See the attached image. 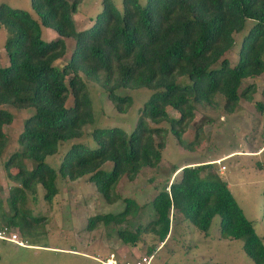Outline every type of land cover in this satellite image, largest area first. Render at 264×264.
Here are the masks:
<instances>
[{
	"label": "trees",
	"instance_id": "obj_1",
	"mask_svg": "<svg viewBox=\"0 0 264 264\" xmlns=\"http://www.w3.org/2000/svg\"><path fill=\"white\" fill-rule=\"evenodd\" d=\"M79 2L29 0L38 21L21 8L0 3V25L8 33L3 42L7 64L0 66V106L33 110L17 135L20 150L3 162L7 176L16 183L9 188L8 206L21 237L28 240L37 239L43 218L21 209L23 192L33 194L39 185L43 199L50 202L57 193L58 178L74 181L86 176L111 204L117 199L114 187L121 177L133 180L142 168L159 164L166 130L176 143L193 148L199 140L185 142L182 135L198 106L216 108L215 97H220L223 111L231 113L239 99H251L255 85L245 80L264 73V0H146L143 5L138 0H121L120 9L111 0H100L92 23L75 30L72 13ZM40 25L52 28L55 36L43 41ZM246 25L237 60L229 66L225 54L233 35ZM69 37L74 45L68 60L56 66ZM182 77L186 81H179ZM84 80L102 88L119 111L126 110L130 96L117 95L116 89L146 88L152 93L129 132L118 126L93 127L89 133L95 146L72 142L54 169L45 162L46 156L54 154L61 142L80 138L93 120ZM261 93L264 96V89ZM68 97L71 103L66 105ZM258 106L264 108V102ZM168 108L178 115H169ZM161 121L168 127L158 126ZM10 122V112L0 108V155L6 146L2 127ZM24 159L34 162L30 170ZM106 162L111 163L109 170L102 168ZM211 164L173 168L172 173L179 169L178 176L167 178L144 204L152 211V219L133 229L117 228L120 242L136 246L145 233L153 234L158 243L165 241L175 214L206 234L212 217L218 215L219 237L241 240L244 254L254 264H264L262 237L226 182L210 171ZM10 167L16 168L15 173L8 171ZM261 192L264 221V186ZM123 202L118 212L88 217L86 228L127 222L140 206L131 198ZM155 249L149 246L143 254Z\"/></svg>",
	"mask_w": 264,
	"mask_h": 264
},
{
	"label": "rangeland",
	"instance_id": "obj_2",
	"mask_svg": "<svg viewBox=\"0 0 264 264\" xmlns=\"http://www.w3.org/2000/svg\"><path fill=\"white\" fill-rule=\"evenodd\" d=\"M111 1L118 9L121 8V0ZM138 2L143 5L146 0H138ZM0 3L21 8L33 19L39 20L31 9L29 0H0ZM100 8V0H80L76 11L72 13L75 30L88 27ZM247 27L248 25L233 35L234 42L225 54L229 66L237 60L239 43ZM40 34L42 40L47 41L55 36V31L50 27L40 25ZM7 35L8 33L0 25V66L7 64V56L3 50V42ZM64 41V53L60 59L55 61L56 66L68 60L74 45L72 37ZM179 81H186V78H179ZM84 82L88 89L93 120L85 126L80 138L61 142L54 154L46 156L45 162L54 169L57 168L62 153L72 142L79 141L87 147L95 146V141L89 133L93 127L118 126L129 132L135 124L143 102L152 93V90L146 88L116 89L114 92L117 95L130 96L126 110L119 111L106 97L102 88L89 80H84ZM245 82V84L253 82L255 85L251 99H239L232 113L223 111V100L220 97H215L216 108L198 106L194 112V118L182 135L185 142L199 140L193 148H186L176 143L166 130L159 164L154 168H142L133 180L121 177L114 187L117 199L111 204L104 201L95 185L89 182L86 176L74 181L58 178L57 193L50 202L43 199V189L39 185L36 186L33 194L23 192L21 209L26 210L31 216L43 218L42 226H38L36 230L35 238L37 239L33 240L21 237L17 229L18 221L8 206L9 188L16 183L7 176L3 167V162L8 155L20 150L17 135L22 129L23 120L33 110L1 105L0 108L10 112L11 122L2 127L6 137V146L0 155V229L6 228L7 232L15 233L16 239L22 245L0 239V264H99L95 260L97 256L102 257L109 252L118 254L117 251L127 249L125 259L132 260L135 254L145 253L149 246H154V249L156 247L151 256V264H199L202 261H209L213 264H254L244 254L241 240L219 237L218 215L212 217L207 233L203 234L183 222L179 214H175L172 217L171 233L161 244L150 233L142 234L136 246L125 245L116 237L117 228L133 229L135 225L143 226L152 219V211L144 204L149 202L167 178L177 177L176 172L172 173L173 168L189 160L210 155L217 156L233 150L235 151L232 154L233 157L212 163L210 171H214L219 179L229 182V191L244 216L252 222L255 233L262 237L264 245V221L261 216L264 164L259 166L256 163L258 160L264 162V108L258 106L264 102V96L261 93L264 89V73L255 78H249ZM70 103L71 99L68 97L65 104ZM167 112L174 117L178 115L171 108H168ZM149 124L154 125L151 122ZM157 125L168 127L166 121H161ZM260 146L263 148L262 152L255 157V160L252 158L248 161L251 157H247L246 152ZM237 150L241 152L237 153ZM253 161L256 162L253 163ZM220 164H223L224 169L219 168ZM24 165L30 170L34 162L24 159ZM110 165V162H106L102 168L109 170ZM8 171L15 173L16 168L10 167ZM124 198H131L140 206L131 212L127 217V222L108 226L97 224L91 230L86 228L88 217L97 213L120 211L124 206Z\"/></svg>",
	"mask_w": 264,
	"mask_h": 264
},
{
	"label": "built area",
	"instance_id": "obj_3",
	"mask_svg": "<svg viewBox=\"0 0 264 264\" xmlns=\"http://www.w3.org/2000/svg\"><path fill=\"white\" fill-rule=\"evenodd\" d=\"M223 168L224 166L220 165V169ZM0 239L12 241L20 246L22 245V243L16 239V234L9 231L7 232L6 228L0 229ZM151 256L152 254H140L134 257L132 260H128L125 259L124 255H118L110 252L102 257H95V260H97L99 264H151ZM119 257L124 258L125 260H121Z\"/></svg>",
	"mask_w": 264,
	"mask_h": 264
},
{
	"label": "crops",
	"instance_id": "obj_4",
	"mask_svg": "<svg viewBox=\"0 0 264 264\" xmlns=\"http://www.w3.org/2000/svg\"><path fill=\"white\" fill-rule=\"evenodd\" d=\"M232 113V112H231ZM264 148V147H263ZM263 148H262V146H260V147H257L256 149H250V151H247L246 152V156L247 157H251V158H248V161L249 160H252V158L255 160V157L259 154V153H261L262 152V150H263ZM237 153H240L241 151H236ZM235 153V151H233V150H230V151H227L226 153H223V154H218L217 156H213V155H210V156H207V157H203V158H199V159H193V160H189V161H187V162H185L184 164H181V165H179L178 167H181V166H183V165H185V164H198V163H217V161L218 160H221V159H227V158H229V157H233V155L232 154H234ZM256 160H258V159H256ZM254 162H256V161H253V163ZM256 163H258L257 165H261L262 166V164H264V162H259V160H258V162H256ZM221 165V164H220ZM220 165H219V168H220ZM223 165V164H222ZM256 165V164H255ZM218 168V169H219ZM224 169V168H223ZM179 170V169H178ZM178 170H176L175 172H176V175L178 174ZM174 172V173H175ZM178 176V175H177ZM176 177V176H175ZM175 177H171L170 178V181L173 179V178H175ZM224 181L226 182V185H227V187H228V189H229V182L227 181V180H225L224 179ZM170 233H171V230H170ZM170 233H169V235H170ZM167 239V238H166ZM166 241V240H165ZM165 241H163V242H161V243H164ZM160 243V244H161ZM130 252V251H129ZM110 253V252H109ZM117 253L118 254H121V255H127V254H125V253H127V249H122V250H119V251H117ZM137 255H139V254H135L134 256L136 257Z\"/></svg>",
	"mask_w": 264,
	"mask_h": 264
},
{
	"label": "clouds",
	"instance_id": "obj_5",
	"mask_svg": "<svg viewBox=\"0 0 264 264\" xmlns=\"http://www.w3.org/2000/svg\"><path fill=\"white\" fill-rule=\"evenodd\" d=\"M222 165V164H221Z\"/></svg>",
	"mask_w": 264,
	"mask_h": 264
}]
</instances>
